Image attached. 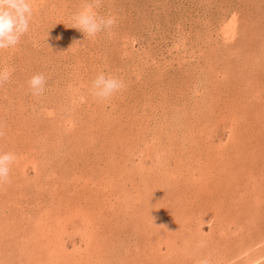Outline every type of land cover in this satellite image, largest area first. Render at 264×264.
Returning <instances> with one entry per match:
<instances>
[{
  "label": "rangeland",
  "instance_id": "1",
  "mask_svg": "<svg viewBox=\"0 0 264 264\" xmlns=\"http://www.w3.org/2000/svg\"><path fill=\"white\" fill-rule=\"evenodd\" d=\"M30 2L0 50V264H264V0ZM86 3L116 25L70 27Z\"/></svg>",
  "mask_w": 264,
  "mask_h": 264
},
{
  "label": "clouds",
  "instance_id": "2",
  "mask_svg": "<svg viewBox=\"0 0 264 264\" xmlns=\"http://www.w3.org/2000/svg\"><path fill=\"white\" fill-rule=\"evenodd\" d=\"M99 5L100 0H96ZM33 8L30 0H0V50L15 47L21 37L29 31ZM70 26L82 31L86 37H96L99 33L109 31L116 25L112 16H101L92 10L90 4L76 12ZM11 72L0 69V87L9 82ZM33 96H41L45 92L46 77L43 73L34 74L28 80ZM125 88L124 82L111 74L99 72L91 82L92 95L101 100H108ZM2 134V133H0ZM16 156L11 152H0V185L10 183L11 166ZM199 264H208L204 259Z\"/></svg>",
  "mask_w": 264,
  "mask_h": 264
}]
</instances>
